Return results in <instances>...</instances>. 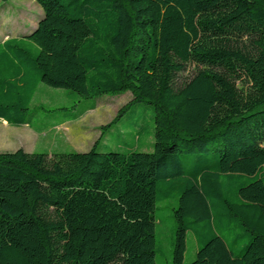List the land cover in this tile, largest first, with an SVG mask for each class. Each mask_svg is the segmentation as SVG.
<instances>
[{"label":"trees","instance_id":"16d2710c","mask_svg":"<svg viewBox=\"0 0 264 264\" xmlns=\"http://www.w3.org/2000/svg\"><path fill=\"white\" fill-rule=\"evenodd\" d=\"M34 1L36 25L0 42V121L30 127L42 83L128 91L104 128L146 103L152 150L98 151L101 131L85 152H0V264H155L166 198L170 264L188 232V264H264V0Z\"/></svg>","mask_w":264,"mask_h":264},{"label":"rangeland","instance_id":"374dc122","mask_svg":"<svg viewBox=\"0 0 264 264\" xmlns=\"http://www.w3.org/2000/svg\"><path fill=\"white\" fill-rule=\"evenodd\" d=\"M42 15L34 0L0 1V42L28 33ZM189 65L183 77L194 72ZM131 99L130 92L106 94L95 98H81L76 93L41 84L27 113L29 125L8 127L0 121V152L22 148L26 152H85L100 136L98 151H151L153 142V109L146 103L128 107L109 127L104 128ZM85 105H93L77 119L71 118ZM5 124V123H4ZM103 127V128H102ZM138 129L141 131L137 132ZM175 198L156 202L155 264H170L176 222ZM197 243L193 235H186L184 263L195 258Z\"/></svg>","mask_w":264,"mask_h":264},{"label":"crops","instance_id":"0c3cea01","mask_svg":"<svg viewBox=\"0 0 264 264\" xmlns=\"http://www.w3.org/2000/svg\"><path fill=\"white\" fill-rule=\"evenodd\" d=\"M3 123L1 124L2 126L8 127V124L5 121H2ZM5 123V124H4Z\"/></svg>","mask_w":264,"mask_h":264}]
</instances>
